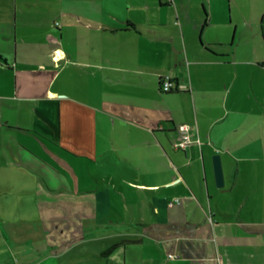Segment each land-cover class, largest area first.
Wrapping results in <instances>:
<instances>
[{"label":"crops","instance_id":"0c3cea01","mask_svg":"<svg viewBox=\"0 0 264 264\" xmlns=\"http://www.w3.org/2000/svg\"><path fill=\"white\" fill-rule=\"evenodd\" d=\"M0 264H264V0H0Z\"/></svg>","mask_w":264,"mask_h":264},{"label":"built area","instance_id":"2783aa9c","mask_svg":"<svg viewBox=\"0 0 264 264\" xmlns=\"http://www.w3.org/2000/svg\"><path fill=\"white\" fill-rule=\"evenodd\" d=\"M60 58H61V54H59V51L56 50L53 55V59L55 60L57 65H58ZM160 87L163 92H170V91H174V90L181 89V88L182 89L188 88V86L186 85H180L176 83L173 77H171L170 75H163L161 77ZM179 129L181 132V137L175 143V146L177 148L186 149L193 141L192 133L190 132V126L188 124H182L180 125ZM176 200L179 201L180 199L177 198ZM169 256L174 257L175 252L171 251Z\"/></svg>","mask_w":264,"mask_h":264},{"label":"water","instance_id":"95a60500","mask_svg":"<svg viewBox=\"0 0 264 264\" xmlns=\"http://www.w3.org/2000/svg\"><path fill=\"white\" fill-rule=\"evenodd\" d=\"M213 162H214L217 184L223 185L224 184V175H223V167H222V162H221V155L215 154L213 156Z\"/></svg>","mask_w":264,"mask_h":264},{"label":"trees","instance_id":"16d2710c","mask_svg":"<svg viewBox=\"0 0 264 264\" xmlns=\"http://www.w3.org/2000/svg\"><path fill=\"white\" fill-rule=\"evenodd\" d=\"M129 25H130L131 27H134V26H135L134 23H132V22H130ZM174 91H179V90H174ZM110 249H112V247H111Z\"/></svg>","mask_w":264,"mask_h":264},{"label":"rangeland","instance_id":"374dc122","mask_svg":"<svg viewBox=\"0 0 264 264\" xmlns=\"http://www.w3.org/2000/svg\"><path fill=\"white\" fill-rule=\"evenodd\" d=\"M180 85H183V84H180Z\"/></svg>","mask_w":264,"mask_h":264}]
</instances>
